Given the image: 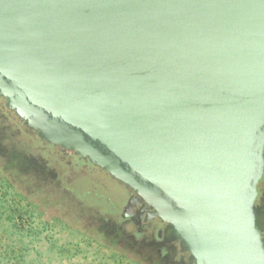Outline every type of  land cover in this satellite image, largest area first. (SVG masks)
Here are the masks:
<instances>
[{"label":"water","instance_id":"95a60500","mask_svg":"<svg viewBox=\"0 0 264 264\" xmlns=\"http://www.w3.org/2000/svg\"><path fill=\"white\" fill-rule=\"evenodd\" d=\"M0 98L193 264H264V0H0Z\"/></svg>","mask_w":264,"mask_h":264},{"label":"rangeland","instance_id":"374dc122","mask_svg":"<svg viewBox=\"0 0 264 264\" xmlns=\"http://www.w3.org/2000/svg\"><path fill=\"white\" fill-rule=\"evenodd\" d=\"M2 103L0 98V264H149L130 246L145 238L142 223L120 214L134 202L126 189L100 168L69 164ZM258 190L261 210L264 174ZM257 224L264 237V211Z\"/></svg>","mask_w":264,"mask_h":264},{"label":"flooded vegetation","instance_id":"af4514ba","mask_svg":"<svg viewBox=\"0 0 264 264\" xmlns=\"http://www.w3.org/2000/svg\"><path fill=\"white\" fill-rule=\"evenodd\" d=\"M44 143L48 146V148L49 147L59 148L60 149L59 153L61 154L60 156L65 157L69 164H73V162L74 163L85 162L87 165H91L94 168H99L90 161L76 154L73 150H65L59 146H55L47 142ZM71 156L72 158L69 159V157ZM116 183L120 187L125 188L123 185L119 184L118 182ZM125 189L128 192L129 196L134 199V202L125 203V205L121 207L120 214L122 215V217H124L125 220L134 221L135 223H139V222L142 223L143 226L138 228L143 235L145 234L144 235L145 238L140 239L138 241L150 243V244H157L160 250H167L168 254L170 253V255H172L170 258L171 260H168L171 264L179 263L178 262L179 256L183 261V263L180 264H193V258L191 257L190 253L186 250L181 240L174 236L171 226L167 222L162 221L159 217L151 215L153 210L146 203H144L138 196L133 195L127 188ZM128 206H130V209H128V212H126V208ZM149 235L152 237L150 238Z\"/></svg>","mask_w":264,"mask_h":264},{"label":"trees","instance_id":"16d2710c","mask_svg":"<svg viewBox=\"0 0 264 264\" xmlns=\"http://www.w3.org/2000/svg\"><path fill=\"white\" fill-rule=\"evenodd\" d=\"M263 211H264V208L261 210L258 209L257 210L258 216L260 215L261 217ZM23 214L21 213V215L19 216L21 217L23 216ZM260 217H257V220L260 219ZM118 241H119L118 237L116 236L113 237L114 243ZM130 246H131V249L134 250L139 255L141 260L148 262L149 264H171L168 260H171L170 258L172 255H170V253L168 254L167 250H160L157 244H150V243L135 241V242H132ZM178 262L179 263L177 264L183 263L180 256H179Z\"/></svg>","mask_w":264,"mask_h":264}]
</instances>
